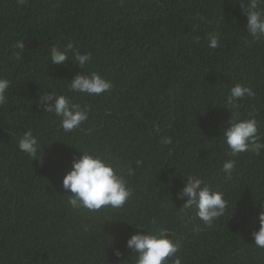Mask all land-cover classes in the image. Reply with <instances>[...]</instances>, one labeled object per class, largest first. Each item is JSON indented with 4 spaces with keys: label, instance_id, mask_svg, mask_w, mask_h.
<instances>
[{
    "label": "trees",
    "instance_id": "trees-1",
    "mask_svg": "<svg viewBox=\"0 0 264 264\" xmlns=\"http://www.w3.org/2000/svg\"><path fill=\"white\" fill-rule=\"evenodd\" d=\"M236 2L0 0V77L11 81L9 102L0 107V264H129L125 242L137 221L166 229L183 264H264V249L251 236L264 207V151L232 156L220 137L230 119L223 100L236 83L255 90L239 113L254 115L264 134V42L245 31ZM210 32L221 34L216 49L207 46ZM70 42L91 53L86 71L111 80L110 91L69 90L82 70L71 61L52 64L49 50ZM49 91L89 107L80 129L64 133L60 118L43 112L39 94ZM28 130L41 154L45 148L43 163L18 150ZM164 136L172 143L162 144ZM74 147L134 169L142 161L128 178L133 196L123 208L71 209L62 178L80 155ZM227 160L236 161L231 180L222 172ZM189 173L229 200L211 226L194 210L179 213L176 192ZM116 249L124 255L116 257Z\"/></svg>",
    "mask_w": 264,
    "mask_h": 264
},
{
    "label": "clouds",
    "instance_id": "clouds-1",
    "mask_svg": "<svg viewBox=\"0 0 264 264\" xmlns=\"http://www.w3.org/2000/svg\"><path fill=\"white\" fill-rule=\"evenodd\" d=\"M236 3L239 4L241 14L246 17V24L243 26L245 31L255 41L264 42V0H237ZM206 39L207 46L216 49L220 46L221 34L210 32L206 34ZM199 41V37L194 38L195 43L198 44ZM15 47L23 50L24 41H17ZM92 59L91 53H80L71 42L65 47L53 45L49 50V62L52 64L66 65L71 61L74 66L82 70L68 81L72 93L100 96L110 91L113 83L98 72L86 71ZM10 87L11 81L0 77V107L9 102ZM255 96L256 92L251 86L236 83L224 97L223 108L230 113V119L220 128V137L232 156L245 152L258 156L264 151V134L261 133L259 121L252 114L242 118L239 113V102ZM38 103L43 112L60 118V127L64 133H72L80 129L89 119V107L73 103L72 97L65 94L54 91L40 93ZM161 143L171 144L172 138L161 137ZM17 147L32 161L39 160L43 163L45 148L41 154L40 142L31 130L25 131L20 136ZM78 152L80 155L73 156L71 168L62 178V188L69 193L67 204L71 209L97 212L101 209L123 208L133 196L128 178L136 174L142 161L136 160L134 169L131 165H121L112 155L103 152L88 149ZM235 166V160H227L223 163L222 172L226 180H231ZM182 177L183 187L176 192V199L182 202L180 207H177L180 214L194 210L196 218L208 226L225 215L229 208V200L225 198L224 192L212 187L199 175L189 173ZM257 223L258 229L253 230L251 236L255 247L264 249V207L257 215ZM129 224L136 225L138 231L125 242L130 255L124 261H128L129 264H183V258L178 254L180 245L166 229L148 227L140 221ZM115 255L119 258L124 253L116 249Z\"/></svg>",
    "mask_w": 264,
    "mask_h": 264
}]
</instances>
